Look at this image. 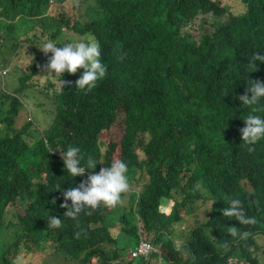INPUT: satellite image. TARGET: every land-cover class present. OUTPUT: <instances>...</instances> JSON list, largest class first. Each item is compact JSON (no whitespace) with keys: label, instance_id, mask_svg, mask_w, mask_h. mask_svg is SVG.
<instances>
[{"label":"trees","instance_id":"obj_1","mask_svg":"<svg viewBox=\"0 0 264 264\" xmlns=\"http://www.w3.org/2000/svg\"><path fill=\"white\" fill-rule=\"evenodd\" d=\"M84 2L0 0V264L20 250L25 264H264V140L249 151L239 131L253 108L264 117V101L238 99L248 80L264 81V63L247 70L264 50V0H240L244 12L222 0H97L87 13ZM86 33L100 42L106 75L80 91L83 69L66 73L61 90L36 38ZM120 118L107 148L101 135ZM68 146L97 172L119 150L130 182L120 204L63 217V190L93 172L68 177ZM230 198L254 224L222 215ZM231 227L249 235L231 239ZM142 244L154 251L141 255Z\"/></svg>","mask_w":264,"mask_h":264},{"label":"clouds","instance_id":"obj_2","mask_svg":"<svg viewBox=\"0 0 264 264\" xmlns=\"http://www.w3.org/2000/svg\"><path fill=\"white\" fill-rule=\"evenodd\" d=\"M246 9L245 7V11ZM36 39L43 40L39 49L45 55L51 53L46 65L49 74L46 76L53 78L62 77V79H59L61 90L62 86L67 83L63 79L66 73L76 74L78 70L83 69L74 86L80 91L92 90L96 83L106 75L107 67L101 58V45L94 35L86 33L80 36L79 39H71L63 44L48 39L46 35H38ZM60 45L62 46L60 47ZM257 61L264 63V50H258L252 54L247 70L250 66H254V71H256ZM238 99L241 106L251 107L260 105L264 101V81L259 79L248 80L245 94L239 95ZM260 110L259 107L253 108L252 112H249L243 118L244 126L239 129L242 141L249 146V151L255 148L253 145L264 140V117L255 114ZM61 153L63 168L69 178L83 177L86 170H93L92 174L88 175L87 179L83 180L79 187H70L63 190L64 202L60 205L61 208L66 209L63 217L75 219L84 210L96 209L101 205L115 207L122 202V195L130 187L128 165L125 161L119 159L112 160L110 163L107 162L109 167L100 168L97 172L94 171L98 164L96 160L91 156L85 160L79 147L68 146ZM69 201L71 204H69ZM51 203L55 205L56 201L53 200ZM226 205L227 207L221 210L225 218L234 219L239 222V225H251L255 223L254 218L245 214L240 199L230 198ZM61 225L62 219L51 215L48 216V228L59 229ZM228 233L231 239L236 237L245 239L249 235L247 232H238L236 227H231ZM165 259L163 258L161 263ZM11 264H25V253L23 250L17 252Z\"/></svg>","mask_w":264,"mask_h":264},{"label":"rangeland","instance_id":"obj_3","mask_svg":"<svg viewBox=\"0 0 264 264\" xmlns=\"http://www.w3.org/2000/svg\"><path fill=\"white\" fill-rule=\"evenodd\" d=\"M96 2H97V0H85V4H84V6H81V8H82V10L84 11V12H87V13H89L91 10H92V8L96 5ZM238 2H240V0H222V3L223 4H229V5H231L232 6V9H233V11L234 12H244L245 10H244V8L246 7L245 5H242V4H239ZM45 5H46V7H48V6H50V11L52 10V9H54V7H55V4H54V2L53 1H49L48 3H45ZM81 10V9H80ZM79 10V11H80ZM212 18V17H211ZM223 20H226V16H224L223 17ZM196 23L197 24H203L204 23V20H203V17H202V15H200L198 18H197V20H196ZM0 41H1V36H0ZM43 41V40H42ZM1 43V42H0ZM37 43V42H36ZM41 41L40 42H38V50L40 51V49H39V47L41 46ZM2 74H3V78H6L7 77V74H8V70L6 71V70H4L3 72H2ZM31 113V116L33 117V118H35V119H37V122H40L41 121V119H42V116L41 115H34L32 112H30ZM24 118L26 119V120H28L29 121V119H30V116L28 115V114H25L24 115ZM123 121V118H120L119 120H118V122L114 125V127H112L111 129H110V131H107V132H105L103 135H101V140H102V142H103V144H106V146H107V148H110V146L109 145H112V144H116V142L118 141V139H117V137H116V134L117 133H119L120 134V130H121V126L120 125H118L119 124V122H122ZM20 128V127H19ZM35 129L36 130H39L40 128L38 127H35ZM121 139H122V137H121ZM107 150V149H106ZM107 153V155H111V158L112 159H116V158H118L119 157V154H120V152H119V150L117 151V152H114V153H108V152H106ZM165 205L167 206V207H172V205L173 204H171L170 202H166L165 201ZM164 257V256H163ZM163 257H161V260H163Z\"/></svg>","mask_w":264,"mask_h":264},{"label":"built area","instance_id":"obj_4","mask_svg":"<svg viewBox=\"0 0 264 264\" xmlns=\"http://www.w3.org/2000/svg\"><path fill=\"white\" fill-rule=\"evenodd\" d=\"M153 250H154V249H153L152 246L147 245V244H142V247H141V249L139 250V253H140L141 255H147V254L153 252Z\"/></svg>","mask_w":264,"mask_h":264}]
</instances>
